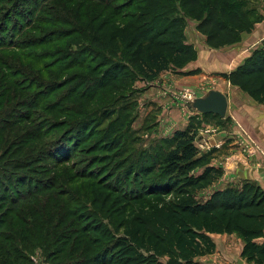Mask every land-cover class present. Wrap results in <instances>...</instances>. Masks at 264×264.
Listing matches in <instances>:
<instances>
[{"label": "trees", "instance_id": "obj_1", "mask_svg": "<svg viewBox=\"0 0 264 264\" xmlns=\"http://www.w3.org/2000/svg\"><path fill=\"white\" fill-rule=\"evenodd\" d=\"M259 1L61 0L63 17L57 6H49L53 0H0L8 12L0 21V54L7 55L0 57V144L5 148L0 264H31L22 248L31 250L37 233L47 232L52 221L56 224L48 234L62 230L55 242L71 243L57 251L69 252L70 260L58 264H200L199 258L216 252L215 234L239 235L242 258L264 264V244L257 243L264 237V190L246 181L201 201L199 194L211 189L224 170L213 166V152H199L191 127L131 159L125 157L126 135L117 133L133 113L128 104L119 113L105 112L98 122L81 117L85 108L100 107L103 100L130 99L139 80L184 75L198 60L197 49L187 42L188 21L197 23L211 49L240 43L262 19ZM72 39L79 41L77 49L67 43ZM64 43L66 48L60 46ZM24 62L26 69L20 66ZM223 77L264 105V41ZM86 146L95 154V165H129L124 177L95 182L92 212L71 209L70 197L54 192L57 167ZM113 170L124 169L117 164ZM79 178L93 179V174L84 170ZM103 212L108 223L95 216ZM41 215L48 221L39 226ZM3 241L20 246L11 250Z\"/></svg>", "mask_w": 264, "mask_h": 264}, {"label": "rangeland", "instance_id": "obj_2", "mask_svg": "<svg viewBox=\"0 0 264 264\" xmlns=\"http://www.w3.org/2000/svg\"><path fill=\"white\" fill-rule=\"evenodd\" d=\"M11 2L13 4L16 2H20V0H11ZM60 2L61 0H53V2L49 3V6H57L58 11H60V15L65 17L62 14V8L57 5V3ZM79 4L81 5V1ZM21 7L23 8V6ZM21 7H17L16 10L20 11ZM6 10V7L0 6V21L2 17H7L6 15L8 12ZM11 21H15L14 15L11 16ZM196 25L197 24L195 22L188 21L186 36L187 39L194 44V47L197 49L198 54L200 53V55L204 57V60L201 59L202 62L199 61V64H197L196 61L193 69L185 71V74L190 71H199L200 73L196 75H201L204 73L205 76L201 79V83L190 88L189 86L179 83V80L181 79V77L179 76H181V74L166 73L161 76L162 78L160 80L154 82H147L142 80L137 81L135 87L132 89L133 95L132 97H130V99L125 98L126 100L120 99L117 101L115 98L106 99L103 100V103L100 107H96L94 109L85 108L83 110V113L80 111V109H82L83 107H79V109H77L78 112L82 113L81 117H84L85 119H92L98 122L105 112L113 111V113H119L123 110V107L128 104L129 107H131V109L133 110V113L130 115V119L126 124L125 129L122 130L121 128H118L117 132L119 138H121L122 135H126V140L129 145V152L125 155V157L135 159L144 151L151 150V147L153 145H161L162 141L173 139L174 134L177 131H184L192 128L191 130L194 131L193 135L195 139V145L199 143V136L201 135V133H203L209 126V128H213L215 130H227L224 132L230 133V130L224 126L221 119H206L202 115H199L197 112L192 111L191 103H188L184 100L179 101L176 99V95H179L185 89L198 90L199 88H205L206 91H216L217 89L223 88V85L221 84L224 82L223 76L227 73V71L221 68L220 64H218L215 59L219 58L221 60L227 61V58L229 60H231L232 58L231 49L208 51V48H206L207 45H205L206 41L203 40L205 38L201 37L197 32ZM27 34H30V32H28ZM37 36H40V34H38ZM26 39V36H24L21 41L25 42ZM78 42L79 41H77V39H72V41H69L67 43L71 45V49H77L79 47ZM241 42L242 41H240V43ZM67 43L61 44L60 46L66 48L68 46ZM5 56L7 55H4L3 53L0 54V57ZM19 58L21 57L19 56ZM200 63H202V65ZM27 65L28 64L24 62L20 66H22V69H26L28 67ZM17 80H20L19 77L15 79V81ZM204 93L205 92H199L196 98H200L199 96H202ZM79 118L80 117H78L77 120H79ZM116 118L117 116L113 118V121ZM174 122L176 123V125L173 124ZM109 126L110 123H107L102 129H108ZM193 127H197V129L194 130ZM229 127L231 128V126ZM50 140L51 139L45 141L48 142ZM134 141L136 142V145L131 148L130 145ZM88 149L89 146H86L85 149L78 150L74 154V156H72V160L69 164H62L57 167V187L54 192L59 191L61 195H68L70 197L69 201L72 202V204L70 205L71 209H80L83 211L92 212V189L93 185H95V182H98L99 179L108 180L110 178L115 179V177H124L125 169L128 168L129 165L124 164V162H116L104 168L100 165H95L92 163L95 154L89 153ZM4 152V145L0 144V159L4 155ZM200 153L207 154L206 152ZM5 159L7 160V158L5 157L3 161H5ZM117 164H119V168L123 167L124 170L115 172L113 169ZM84 170L85 172H87V174L92 173L93 179L79 178L80 172ZM49 177H51V175L48 177L42 176V179L47 180ZM210 193L211 190L208 189L202 192V194H199L198 197L201 201H205ZM95 216L100 221H105L106 223L109 222V215L106 212L95 214ZM44 221H48V219H46L44 215H41L39 218V226H41ZM55 224V221H52L49 226V230H47L52 231L51 229ZM4 230H6L7 233V229H2V231ZM48 231H40L37 233L35 240H33L32 242L31 250L27 251L26 249L22 248V257H25L27 260H29L31 264H58L65 263L70 260V257H68L69 252L67 254L65 253L61 255H59L57 252L59 249H63L65 251L67 249L65 245H71L70 242H66L63 246V242H55V240L57 239V235H60L63 231L60 230L57 233L55 232V234L53 232H50L51 234H48ZM8 232L10 231L8 230ZM10 233H7L9 237H15V241L19 240L16 234ZM15 241H12V243L3 241L2 244L6 245L8 249L13 250L18 248L17 246H20V244ZM68 248L70 249V247ZM55 255H58V258H55ZM208 264L210 263L208 262Z\"/></svg>", "mask_w": 264, "mask_h": 264}, {"label": "crops", "instance_id": "obj_3", "mask_svg": "<svg viewBox=\"0 0 264 264\" xmlns=\"http://www.w3.org/2000/svg\"><path fill=\"white\" fill-rule=\"evenodd\" d=\"M257 7L262 19L255 26L253 31L248 34L244 33L240 44L238 43L234 46L220 49H231V60L228 58L226 59L227 61L219 58H217L218 60L215 59V61L220 64V67L227 71L226 74H230L239 66L243 65L252 52L259 48L264 41V0H260L257 3ZM200 36L205 38L202 35ZM203 40L206 41L205 39ZM187 42L194 46L190 40L187 39ZM206 48H208V51H217L208 46H206ZM201 59L204 60V57L199 53L197 64H199V61L202 62ZM194 64H196V62L189 64L185 70H183L182 73H184V75L179 76L181 77L179 80L180 84H184L191 88L202 82L201 79L205 76L204 73L193 76H187L185 74V71L193 69ZM200 64L202 65V63ZM221 85H223V88L217 89L216 91L226 95L229 105L226 117L224 119L220 117L219 119H221L224 126L230 130V134L238 131V128H242L260 146L264 153V105L255 102L247 94L233 87L225 79ZM204 95L199 97L201 98ZM173 124L176 125L175 122ZM229 126H231V128ZM224 131L227 130H223L222 132ZM213 154L215 155L213 166L222 168L224 170V175L210 189L211 192L226 189L228 187H241L246 181L254 182L264 190V155L259 154L255 157L248 158V156L241 151L239 144L233 140H227L223 150L215 151ZM211 237L216 244V252L213 255L199 258L198 262L200 264H208V262L210 264H252L241 256L244 241L239 235L215 234ZM257 243L260 245L264 244V237L258 239Z\"/></svg>", "mask_w": 264, "mask_h": 264}, {"label": "built area", "instance_id": "obj_4", "mask_svg": "<svg viewBox=\"0 0 264 264\" xmlns=\"http://www.w3.org/2000/svg\"><path fill=\"white\" fill-rule=\"evenodd\" d=\"M199 92H205L206 95L209 91L205 88L197 89H185L179 95H176L177 100H184L191 103L196 99ZM203 94V95H204ZM185 109V108H183ZM227 140L236 141L239 144L241 151L245 153L248 158L255 157L257 155H264L260 146L250 137V135L245 132L242 128H238V131L233 134H228L227 132H222L220 129L207 128L199 136V143L196 145L199 152H215L221 151L226 145Z\"/></svg>", "mask_w": 264, "mask_h": 264}, {"label": "water", "instance_id": "obj_5", "mask_svg": "<svg viewBox=\"0 0 264 264\" xmlns=\"http://www.w3.org/2000/svg\"><path fill=\"white\" fill-rule=\"evenodd\" d=\"M228 98L219 91H209L192 102V111L201 115H216L224 119L228 111Z\"/></svg>", "mask_w": 264, "mask_h": 264}]
</instances>
